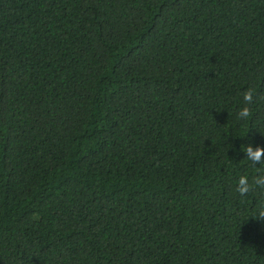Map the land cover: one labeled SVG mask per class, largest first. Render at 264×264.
<instances>
[{"label":"trees","instance_id":"trees-1","mask_svg":"<svg viewBox=\"0 0 264 264\" xmlns=\"http://www.w3.org/2000/svg\"><path fill=\"white\" fill-rule=\"evenodd\" d=\"M249 144L264 0H0V264H264Z\"/></svg>","mask_w":264,"mask_h":264},{"label":"clouds","instance_id":"clouds-1","mask_svg":"<svg viewBox=\"0 0 264 264\" xmlns=\"http://www.w3.org/2000/svg\"><path fill=\"white\" fill-rule=\"evenodd\" d=\"M256 90L252 87L247 88L243 93V106L238 110L237 116L239 119H247L252 115V109L249 107L254 102V96ZM246 153L245 157L248 161L254 165L264 164V146L257 145L253 147L251 144L246 147H242ZM244 157V158H245ZM257 175L253 177L252 181H249V177L246 174H242L238 178L236 191L241 196H247L255 188L264 190V174L257 169ZM252 217L260 218L264 220V206L257 209L256 213Z\"/></svg>","mask_w":264,"mask_h":264}]
</instances>
